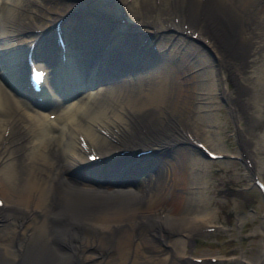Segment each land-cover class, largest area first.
<instances>
[{
	"label": "bare ground",
	"instance_id": "1",
	"mask_svg": "<svg viewBox=\"0 0 264 264\" xmlns=\"http://www.w3.org/2000/svg\"><path fill=\"white\" fill-rule=\"evenodd\" d=\"M59 16L67 51L77 55L71 75L81 82L91 52L115 35L92 83L62 77L61 96L41 88L49 110L0 78V264H184L183 238L175 235L209 217L185 213L207 169L189 135L212 144L206 133L216 122L205 115L214 94L222 93L238 122L233 100L251 103L253 78L264 83V0H0V73L37 36V55L55 74L48 29ZM243 124L236 132L247 143L240 153L251 177L245 159L258 147ZM142 145L152 153L136 166L133 158L103 166L86 159L90 150L108 161L114 149ZM102 168L104 179L96 173ZM165 204L169 233L136 232L146 210L158 214L154 208ZM173 240L171 251L164 244Z\"/></svg>",
	"mask_w": 264,
	"mask_h": 264
},
{
	"label": "rangeland",
	"instance_id": "2",
	"mask_svg": "<svg viewBox=\"0 0 264 264\" xmlns=\"http://www.w3.org/2000/svg\"><path fill=\"white\" fill-rule=\"evenodd\" d=\"M255 69L257 72L259 68ZM263 71L258 70V73L264 74ZM255 78L256 76L253 78L256 82L252 80L253 86L248 90L251 92V100L253 101L254 97V101L248 104L240 103L238 99L236 101L239 107L238 112L243 116L242 121H236L228 102L219 91L212 97L214 107L210 110L212 114L209 112L210 114L205 115L206 120L216 122L212 126L213 130L206 133L212 140L211 148L223 150L224 154L222 157L207 158L200 153L207 169L200 173L196 180L199 184L194 190V199H196H193L195 202L192 203L195 206L194 211L187 209L189 212L185 213L198 214L195 210L199 213H207L209 217L205 221L214 223L217 227L208 233H197L192 236L191 228L199 222L196 221L186 227L185 231H188L190 235H187L185 231L177 232L175 236L183 238L180 244L184 246L177 254L184 253L181 257L184 264L188 263L187 255L200 257L214 255L221 257L220 260L229 262L226 264H264V218L261 215V194L252 182V176L250 177L243 161L234 156H238L239 149L236 130L240 122L247 123L248 131L252 133L250 147L253 145L258 147L255 158L253 157L254 172L264 183V83L262 82V85L258 82L259 79ZM233 82L227 78L226 84L230 89L234 88ZM161 208L166 212V209L170 207L167 204L158 206L154 208L158 209L156 210L158 214L154 215L146 210L143 213L144 216H152V218L151 220L145 219L147 223H144V226H138L136 232L153 231L160 237L162 233H169L168 224L162 221L165 213L160 214L162 213ZM138 234L141 235V233ZM174 242L175 240L170 244L165 243L164 246L174 251Z\"/></svg>",
	"mask_w": 264,
	"mask_h": 264
},
{
	"label": "water",
	"instance_id": "3",
	"mask_svg": "<svg viewBox=\"0 0 264 264\" xmlns=\"http://www.w3.org/2000/svg\"><path fill=\"white\" fill-rule=\"evenodd\" d=\"M94 63H98V62L95 61ZM100 68H101V67H100ZM88 72H89V71H88ZM90 72H92V71H90ZM101 72H102V71H101ZM103 76H104L103 79H105V78H106L105 72L103 73ZM93 80H95V79H94V76L92 77V75H90V76L88 77V80H87L86 82L88 83V82H91V81H93Z\"/></svg>",
	"mask_w": 264,
	"mask_h": 264
},
{
	"label": "flooded vegetation",
	"instance_id": "4",
	"mask_svg": "<svg viewBox=\"0 0 264 264\" xmlns=\"http://www.w3.org/2000/svg\"><path fill=\"white\" fill-rule=\"evenodd\" d=\"M188 264H190V263H188Z\"/></svg>",
	"mask_w": 264,
	"mask_h": 264
}]
</instances>
